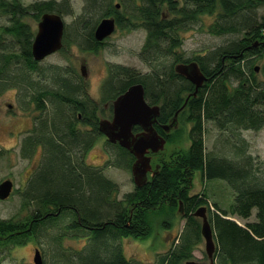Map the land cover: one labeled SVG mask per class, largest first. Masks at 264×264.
Masks as SVG:
<instances>
[{"label":"trees","instance_id":"16d2710c","mask_svg":"<svg viewBox=\"0 0 264 264\" xmlns=\"http://www.w3.org/2000/svg\"><path fill=\"white\" fill-rule=\"evenodd\" d=\"M74 9L73 0L27 4L0 0V19L6 21L0 23V93L12 81L35 88L26 103H33L42 117L25 138L23 154L30 156L38 147L44 150L39 168L22 191L26 213L0 218V246L33 241L43 228L68 215L72 219L67 232L89 238L85 249H90V258L81 264H142L124 254L121 239L148 238L161 216L177 217L178 211L186 218L182 242L162 254L156 264H183L192 259L194 246L203 236L194 212L205 205L216 241L214 264H264V176L254 169L244 145L234 148V157L215 154L206 145L209 122L222 131L264 127V78H257V66L252 65L254 59L264 56V11H259L264 9V0H81L80 12L68 28L71 31L65 29L60 50L70 44L69 33H74L83 49L98 51L105 42L96 39L95 29L104 17H115L120 29L146 32L139 56L150 70L108 64L102 100H113L130 85L143 83L149 103L160 105L155 125L167 142L184 131L181 120L190 123L188 144L168 156L159 155L158 171L121 198L119 183L105 174L102 165L85 160L104 136L99 129L100 103L84 85L80 89L71 83V77L63 75L71 68L53 69L55 87L36 88V82L29 80L40 60L32 54L36 29L26 17L39 21L45 12L63 17L74 14ZM203 18H213L208 24L210 33L235 35L211 51L186 58L183 32ZM191 60L198 62L207 76L196 95L195 84L173 65ZM48 101L55 105L51 117L42 115L50 109ZM179 109L178 126L166 132L162 125L170 123ZM80 125H88L87 130ZM140 129L134 126V131ZM105 143L113 149L110 164L131 171L134 155L118 143L108 139ZM196 171L204 178L229 182L235 190L230 209L212 204L206 190L192 192ZM33 203L37 207L31 210Z\"/></svg>","mask_w":264,"mask_h":264},{"label":"rangeland","instance_id":"374dc122","mask_svg":"<svg viewBox=\"0 0 264 264\" xmlns=\"http://www.w3.org/2000/svg\"><path fill=\"white\" fill-rule=\"evenodd\" d=\"M32 1L34 0H23L26 4ZM73 2L75 5L74 14L63 15L66 23L65 29L70 28L75 14L80 12L81 0H73ZM259 11L263 12L264 9ZM26 20L37 29L38 20L30 15L26 17ZM202 20L204 23L199 21L194 24V27L183 32L182 51L186 58L211 51L235 35L212 34L208 31V24L213 18H203ZM0 23H6L5 19H0ZM145 36L146 32L143 29L127 30L117 27L112 34L104 38V45L98 51H93L83 49L74 38V33L71 35L69 33L70 44L65 47V50H58L40 60L38 70L30 74L29 80L36 82L34 85L36 88L40 86L51 87L52 85L55 87L57 84L54 82L53 69L71 68L70 74L60 73L65 77H71V83L78 84L80 89L84 83H87L90 95L96 101H100V110L98 111L102 113L101 117L110 118L111 109L109 105L112 104L113 100L103 101L101 90L102 83L107 76L108 64H122L142 72L149 71V66L139 56ZM171 62L168 59L166 64L170 65ZM181 63L176 62L173 65L176 67V64ZM82 65L86 67V77L80 75ZM252 65L258 67L257 78H264V56L254 59ZM12 83L0 93V181L6 178L12 179L14 191L8 198H0V218H10L19 213H26V210L23 209L22 191L25 190L29 179L39 168L44 151L38 147L30 156L23 154L25 138L32 133L33 123H39L42 116L34 108L33 103H26L36 91L35 88L32 85H26L25 82L24 85L17 84L15 81ZM9 104L12 106L9 107ZM48 106L50 109L42 115L51 117L55 105L48 101ZM181 121L179 125L184 131L179 137L175 138L174 141L167 142L161 152L162 154H151L154 166L159 155L168 156L172 151L188 144L187 131L190 123H186L185 120ZM80 126L84 128L83 125ZM105 142V138H99L96 145L89 151L88 161L94 165H102L105 174L119 183V197L121 198L126 192L134 190L135 182L128 167L110 164L113 159L110 152L113 149ZM206 145L208 151H213L219 155L228 154L233 157L236 156L234 148L244 145L247 153L251 155L254 169L259 176H264V127L258 131L246 129L222 131L212 122H209L206 128ZM203 190L207 191L212 204L214 201L222 208L230 209L234 203L235 190L229 182L222 178H204L201 171H196L192 192L197 193ZM36 207L35 203L30 206L31 210ZM255 212L256 210L254 214ZM176 215L177 217L173 218H169L167 215L161 216L159 221L157 220L158 223L155 225L153 233L148 238H122L121 245L124 254L128 258L141 260L142 264H156L162 254L177 249L182 242L181 233L185 231L186 218H183L178 211ZM233 218L241 224L245 223L238 216H233ZM71 219L72 216L63 215L56 223L43 228L36 235L35 240L26 244L0 246V264H34L33 257L37 247L42 251L44 264H81L80 261H87L90 258V249L85 248L88 243L90 244L89 238L84 235L80 236L81 233L74 236V232H67L66 226ZM198 221H202L201 217H198ZM190 234L191 231L188 232V235ZM192 259L210 264L203 236L194 246Z\"/></svg>","mask_w":264,"mask_h":264},{"label":"water","instance_id":"95a60500","mask_svg":"<svg viewBox=\"0 0 264 264\" xmlns=\"http://www.w3.org/2000/svg\"><path fill=\"white\" fill-rule=\"evenodd\" d=\"M65 27V20L60 14L56 12L42 14L32 43V54L36 60H42L63 47ZM116 27L115 17L102 18L95 29L96 39L104 40L116 30ZM175 69L195 84L193 95L197 94L199 87L207 80L206 74L196 61L178 64ZM81 72L83 76L87 75L85 65L81 66ZM11 106L12 104H9V107ZM179 111L180 109L175 113L170 123L162 125L166 132H170L178 126ZM159 114L160 105L150 104L147 101L143 83H134L114 99L112 118H102L99 121V129L110 142H118L134 155L135 160L131 166V172L137 186H142L148 181L150 172L153 175L158 171L159 164L153 166L151 154L164 150L167 143L166 137L158 131L155 125ZM136 125L140 126L142 130L135 132L134 126ZM13 188L12 179L6 178L0 181V198H8ZM180 210L182 211V204ZM194 214L202 219L201 233L205 239V250L210 264H214L216 241L207 207L200 206ZM33 260L34 264H44L42 251L38 247L35 249ZM184 264L204 263L189 259Z\"/></svg>","mask_w":264,"mask_h":264},{"label":"flooded vegetation","instance_id":"af4514ba","mask_svg":"<svg viewBox=\"0 0 264 264\" xmlns=\"http://www.w3.org/2000/svg\"><path fill=\"white\" fill-rule=\"evenodd\" d=\"M191 61H194V60H191ZM190 61V62H191ZM179 63H181V62H179ZM182 63H184V62H182ZM177 65V64H176ZM82 73V72H81ZM182 75V74H181ZM83 77H86V76H83ZM107 77V76H106ZM105 77V78H106ZM186 77V76H185ZM188 79V78H187ZM105 80V79H104ZM103 83H104V81H103ZM103 83H102V87H101V90H102V93H103ZM84 87H85V89H86V91H88V93H89V90H88V86H87V83L85 84L84 83ZM201 87V86H200ZM199 87V88H200ZM199 90V89H198ZM90 94V93H89ZM104 97V96H103ZM104 101V100H103ZM111 101V100H110ZM113 101H114V99H113ZM113 101H112V104H110L109 106H110V109H111V113H110V118H107V119H111L112 118V116H113ZM148 101V100H147ZM99 103H100V101H98ZM105 102H108V101H105ZM149 102V101H148ZM151 104V103H150ZM100 117H101V114H100ZM100 119H102V117L100 118ZM87 128H88V125H86L83 129L85 130H87ZM140 130H142V129H140ZM140 130H138V131H140ZM138 131H135V132H138ZM102 138H105V140L107 139V137L104 135V136H102ZM118 143V142H117ZM116 144V143H115ZM88 156H89V151L87 152V154H86V156H85V160L87 161V162H89L88 161ZM154 166V165H153ZM152 174H151V172L149 173V176H151ZM85 238H87V237H85Z\"/></svg>","mask_w":264,"mask_h":264}]
</instances>
